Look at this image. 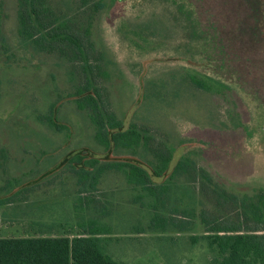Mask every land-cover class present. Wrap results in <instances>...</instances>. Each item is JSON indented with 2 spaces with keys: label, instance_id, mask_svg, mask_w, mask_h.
Here are the masks:
<instances>
[{
  "label": "trees",
  "instance_id": "trees-1",
  "mask_svg": "<svg viewBox=\"0 0 264 264\" xmlns=\"http://www.w3.org/2000/svg\"><path fill=\"white\" fill-rule=\"evenodd\" d=\"M99 19L106 39L101 49L94 39ZM3 20L0 1V54L11 58ZM16 39L25 49L69 67L70 81L76 83L66 96L58 93L48 115L37 117L39 122L64 134L65 145L70 144L73 131L59 120V113L65 104L73 103L88 115L102 152L72 150L53 168L13 189L8 182L0 186L6 192L0 206H15L28 202L42 184H54L71 174L76 179L79 208L88 211L93 206V215H87V220L76 217L74 227L35 220L23 225L24 236L0 237V264H126L103 249L98 224L105 214L90 199H103L99 186L110 174L122 176L133 203L147 210L149 230L193 233L200 223L202 234L190 240L193 246L204 243L209 264H264V188L247 192L234 184L230 187L202 161L211 158L235 176L241 171L249 177L264 174V128H259L261 140L254 142L250 127L256 120L264 122V103L225 71V60L214 58L217 36L201 23L193 0H17ZM113 65L121 75L127 73L130 81L134 97L129 124L128 112L119 116L114 111L103 85L111 79ZM186 100L197 103L212 125L221 121L224 104L230 124L222 121L223 129H208L212 127L198 128L190 121L180 129L169 114L176 112L178 117ZM251 102L257 103L254 109L248 105ZM208 130L218 133L205 132L203 137L201 132ZM238 140L247 144L241 150L235 148L236 152L220 146L230 147ZM178 151L182 154L172 165ZM251 155L261 159V166L247 173L241 160L247 158L252 164ZM16 208L25 217L31 214L30 207L16 205L13 221L18 220Z\"/></svg>",
  "mask_w": 264,
  "mask_h": 264
},
{
  "label": "rangeland",
  "instance_id": "rangeland-1",
  "mask_svg": "<svg viewBox=\"0 0 264 264\" xmlns=\"http://www.w3.org/2000/svg\"><path fill=\"white\" fill-rule=\"evenodd\" d=\"M0 1L4 4L3 31L11 47L9 56L13 54L11 58L0 54V186L4 188L8 182L13 189L18 183L36 177L43 170L53 168L72 150H102L94 141L95 131L88 115L79 111L73 103L65 104L59 113V120L68 124L73 131L70 144L65 145L64 134L52 131L39 122L37 117L48 115L49 106L57 99L58 93L66 96L75 90L76 83L70 81V69L66 65L59 64L52 57L40 55L32 48L25 49L17 44V0ZM193 1L201 23L217 36V52H223L221 56L216 53L214 58L221 63L225 60V71L233 73L247 93L258 95L264 103V0ZM102 25V20L99 19L94 30V39L100 49L104 40L106 41ZM107 52L112 55L108 50ZM112 57L115 63H120L113 55ZM109 71L112 77L103 85L114 111L119 116H124L129 111L134 97L130 81L127 73L121 75L114 65L110 66ZM194 104L196 106L184 101V108H181L178 117L175 116L176 112L169 114L180 129L187 127L190 121L198 128L212 127L208 129L217 126L223 129L224 122L230 124L224 104L221 103V121L213 123L216 126L210 124L207 115L199 110L200 106ZM205 105V111H209V105ZM248 105L254 109L257 103L251 102ZM128 113L127 124L132 119V112ZM156 118L158 119V116ZM263 125L264 122L260 123L258 120L253 125L250 123L254 142L263 137L259 134V128H264ZM205 132L218 133L208 130L202 131L201 134ZM244 144L247 143L238 140L232 141L230 147L220 146L230 151L234 149L236 152L241 150ZM58 149L60 151L55 152ZM258 153L260 155L262 151ZM181 154L182 151L176 153L172 165L176 164ZM251 158L252 164L247 158L241 160V164L247 168V173L251 168L256 172L261 166V159L254 160L253 155ZM202 161L209 164L216 179L230 187L234 184L237 185L236 189L247 192L264 188V174L249 177L241 171L235 176L211 158L207 157ZM261 162L264 163V160ZM242 168L240 167L241 170ZM154 179L156 182L162 180ZM42 185L30 195L25 204H12L22 207L21 209L30 207L31 214L27 216L29 218L22 214V210L16 208L18 220L13 221L16 218L12 214L15 206H0V237L24 236L23 225L35 220L47 224L64 222L67 226L74 227L78 222L76 217L83 216L87 220V215H93L92 205L88 211L87 208H79L80 200L75 196L76 179L71 174L63 175L54 184L49 182ZM99 188L104 192L103 199H99V196L90 199L95 200V206L105 214L98 224L102 231L99 237L103 249L114 260L126 264H209V255L204 243L193 246L190 240L192 235L202 234L203 227L200 223L193 233L177 234L169 231L163 234L151 231L146 227L149 218L147 210L133 203L134 197L122 176H106ZM4 195L6 192L0 191V197ZM85 220L82 219L80 224ZM137 230L142 233L139 234Z\"/></svg>",
  "mask_w": 264,
  "mask_h": 264
},
{
  "label": "crops",
  "instance_id": "crops-1",
  "mask_svg": "<svg viewBox=\"0 0 264 264\" xmlns=\"http://www.w3.org/2000/svg\"><path fill=\"white\" fill-rule=\"evenodd\" d=\"M25 231V230H24Z\"/></svg>",
  "mask_w": 264,
  "mask_h": 264
}]
</instances>
